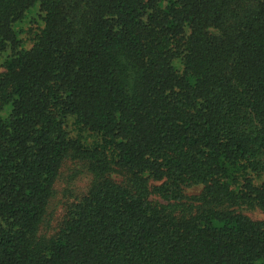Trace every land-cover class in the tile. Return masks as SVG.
I'll list each match as a JSON object with an SVG mask.
<instances>
[{
  "label": "trees",
  "instance_id": "1",
  "mask_svg": "<svg viewBox=\"0 0 264 264\" xmlns=\"http://www.w3.org/2000/svg\"><path fill=\"white\" fill-rule=\"evenodd\" d=\"M68 160L92 183L44 237ZM247 208L264 0H0V264H264Z\"/></svg>",
  "mask_w": 264,
  "mask_h": 264
},
{
  "label": "rangeland",
  "instance_id": "2",
  "mask_svg": "<svg viewBox=\"0 0 264 264\" xmlns=\"http://www.w3.org/2000/svg\"><path fill=\"white\" fill-rule=\"evenodd\" d=\"M113 178L119 180L118 174H112ZM92 183V175L84 163L68 160L61 169L58 181L55 186V194L52 197L47 214L43 219L40 228V235L51 237L59 230L65 218L68 207L79 198L85 195ZM202 186H194L187 189L188 194H199ZM243 212L255 220H263L264 212L260 209H243Z\"/></svg>",
  "mask_w": 264,
  "mask_h": 264
}]
</instances>
